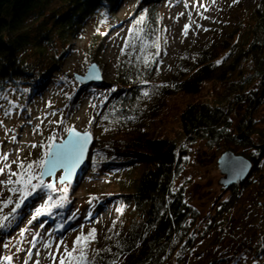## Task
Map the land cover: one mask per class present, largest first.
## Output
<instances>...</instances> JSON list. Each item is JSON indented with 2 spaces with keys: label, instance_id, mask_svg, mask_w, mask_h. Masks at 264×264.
Wrapping results in <instances>:
<instances>
[{
  "label": "trees",
  "instance_id": "16d2710c",
  "mask_svg": "<svg viewBox=\"0 0 264 264\" xmlns=\"http://www.w3.org/2000/svg\"><path fill=\"white\" fill-rule=\"evenodd\" d=\"M163 1L135 0L126 15L128 26L112 80L106 83V93L89 116L93 143L82 170H87L89 183L103 176L108 192L85 190L91 193L77 202L71 195L76 181L56 189H38L13 217L15 197L11 209L0 214V222L6 224L0 232L13 229L19 217L29 213L20 232L45 218L44 224L61 237L66 230L78 229L81 218L86 221L91 217H82L84 204L95 207L110 201V222L100 235L96 233L88 254L91 258L94 250L111 251L101 252L91 264H110L112 260L116 264H178L211 232L213 242L220 245L239 222L233 215L236 211L242 210L243 218L239 219L245 220L251 205L240 204L239 198L248 187L252 186L248 193L253 197L264 194V128L253 129L252 124V112L264 101V0H258L241 28L223 40L208 42L196 52L184 51L167 76L160 71L167 47L165 13L160 8ZM119 2L0 0V109L11 113L17 106L27 108L30 97L58 69L87 26L83 54L98 66L108 32L118 22L115 9ZM12 94L16 100L11 99ZM76 95L69 97L70 105L78 106ZM239 110H243L241 119L233 127L232 116ZM240 132L242 139L237 134ZM198 141L209 149L222 144L229 148L231 143L245 146L249 150L229 149L252 163L246 179L223 189H229V195L205 216L187 204L184 186H174L190 155L189 146ZM19 171L18 167L13 172ZM63 187L67 192L58 190ZM40 199L43 202L37 204L41 206H60L30 225L36 208L30 210ZM6 216L8 221H4ZM251 239L239 240L231 264L245 252L251 254L254 264L264 262V234ZM214 254L209 264H216Z\"/></svg>",
  "mask_w": 264,
  "mask_h": 264
},
{
  "label": "rangeland",
  "instance_id": "374dc122",
  "mask_svg": "<svg viewBox=\"0 0 264 264\" xmlns=\"http://www.w3.org/2000/svg\"><path fill=\"white\" fill-rule=\"evenodd\" d=\"M257 1L239 0V3H233V0H164L160 8L165 13L167 47L161 73L167 76L176 58L184 51L196 52L204 44L221 41L232 31L241 28ZM134 3L135 0H120L115 9L118 22L109 30L103 52L97 60L99 74L102 78L99 82H91L90 84L93 86L87 88L89 84L82 85L75 79V75L86 73L90 63L83 54L86 51L85 42L89 35V26H87V32L74 41L72 51L64 58L58 69H52L51 75L30 97L27 108L22 109L21 106H17L11 113L0 109V157L8 156L7 161L0 159V168H4L6 164L10 166L5 169V174L0 175V180H8V174L17 171L18 167L16 166L19 163L25 164V170H27L28 164H33L38 175L39 162L42 158L44 159V153L49 151L54 142L63 140L69 128H75L80 132L88 131L89 116L94 112L99 99L106 93V83L112 80L114 62L128 26V22L125 20L126 15L131 11ZM186 24L189 27L185 35L184 25ZM204 29H208V31ZM59 81L62 82L59 83ZM74 93L77 94L78 106L68 103L69 97ZM11 99L16 100L14 94L11 95ZM71 109V114H67V111ZM242 113L243 110H239L238 115L232 116L233 127L239 123ZM252 119L253 129L262 130L264 128V101L257 104L252 112ZM237 134L242 139L243 133ZM252 138L254 142H257L256 134ZM228 146L235 151L245 150V146L233 143ZM229 148L222 144L220 148L209 149L203 141L190 145V155L184 164L182 173L175 182L174 186L176 187L184 186L183 196L187 204L196 208L203 216L213 210V205L218 204L224 196H228L230 193L229 189L224 192V188L218 184L222 174L216 163L223 151L230 150L232 152ZM28 157L31 158L27 162ZM13 161L16 163H12ZM249 162L251 163V161ZM86 171H83L81 176L78 175L74 180L76 184L71 195L77 199V202L83 200L82 197L86 193H91L86 191L108 192L109 190L103 176L100 179H94L95 182L86 181ZM261 171L264 173V163L261 166ZM61 174V170H56L53 181L56 188L62 185L56 181ZM12 179L16 178L12 177ZM50 181V176L44 178L45 184L51 183ZM13 186L0 184V214L8 212L15 202V197L18 196L8 190ZM252 189V186L248 187L239 198L240 204L249 203L251 205L245 220L239 219V217L243 218L242 210L238 211V214L236 211L233 215L236 217V223L239 222L233 227L234 230L231 229L222 238L220 245L216 246V243L213 242L215 236L214 232H211L202 242L196 243V246L178 264H209L213 253L216 255V264H231L232 252L237 248L240 239H255L259 233L264 234V194L261 197H253L248 193ZM9 196L12 197L13 203L5 206ZM26 201H29V198ZM41 201L42 199L36 200L33 203L34 208L30 211L33 212L35 208L42 207V204H37ZM81 212L82 217L92 214L91 219L84 221L81 218L82 222L79 223L78 229H74L73 232L72 229L66 230L61 237L55 236L50 225L44 224L45 218H41L35 224H30L31 227L21 236L19 229L24 226V221L27 220L29 213L23 214L22 218L19 217V220L16 221L13 229L4 233L0 232V264H25L26 260L28 264H35L36 260H39V264H58L59 257L64 255L65 246L71 250L79 232L95 228L96 233L100 235L101 231H104L110 222L111 202L107 201L95 207L84 204ZM41 224L44 225L43 228L40 227ZM61 239L63 243H61ZM30 241L35 243V247H32ZM46 243L51 244V247H44ZM4 244H9V247L5 248ZM227 245L230 249L227 248ZM29 250L32 254L31 260L28 259ZM37 252L40 253L39 256L35 255ZM6 257H11V260H6ZM53 257H56L55 261ZM236 264H254V260L249 252H245Z\"/></svg>",
  "mask_w": 264,
  "mask_h": 264
},
{
  "label": "snow or ice",
  "instance_id": "6c2138e0",
  "mask_svg": "<svg viewBox=\"0 0 264 264\" xmlns=\"http://www.w3.org/2000/svg\"><path fill=\"white\" fill-rule=\"evenodd\" d=\"M233 3H239V0H233ZM183 15V14H181ZM143 17H141L142 21ZM141 21H138L140 23ZM188 25H184V34H187ZM208 31V29H204ZM130 33L132 30H129ZM129 41H125V45L127 46ZM123 52V49H122ZM159 51H157V55ZM217 63H221V61H217ZM145 96H148L149 93L145 92ZM91 123V121H90ZM90 133L85 131L83 134L76 132L74 130H70V138L67 142L57 146V151L53 152L51 150L44 153V159L39 162V174L37 175L34 170L33 164L27 165V170H25V166L21 163L18 165L21 171L19 172H10L8 180H0V184H9L14 185L13 187L9 188L8 190L13 194H18L17 202L15 206L11 209L12 216L14 217L17 210L21 208V206L25 203V201L33 196L38 189L48 188V189H56V186L52 183L45 184L44 177L45 176H52L57 168L63 169L64 174L60 177L61 182H66L71 179L73 170L82 162L85 150L89 143ZM5 161L8 160V156L4 155L0 157ZM12 163H16L13 161ZM9 165H5L4 168H0V175L5 174V169L9 168ZM12 177H17L15 180ZM35 181V183H33ZM61 192H67V187H63L58 189ZM52 198L49 197L48 200L50 201ZM63 197L61 198V202H63ZM13 200L12 197L9 196L6 201L7 204H12ZM60 204H49L46 203L40 208L35 209V214L32 217V220L29 221V224H32L33 221L37 220L44 214L51 215V209L59 207ZM45 208L48 209L47 213H45ZM91 219V217H88ZM9 217H4V221H8ZM6 224L4 222H0V228H4ZM41 228L44 227L43 224L40 225ZM61 230H63V224H61ZM26 229H22L20 235L23 236ZM39 235V233H37ZM96 238V229H91L87 235H78L76 240L73 242V248L68 250L65 246L64 255H61L59 258V264H91L92 260H95L97 257L100 256V253L103 251L110 252L111 249H97L94 250L93 256L89 257V249L88 245L94 241ZM83 242V243H82ZM61 243H63L61 239ZM32 247H35V243L30 241ZM79 245V247H77ZM5 248L9 247V244H4ZM44 247L50 248L51 244H45ZM59 248V245H57ZM78 253V255H77ZM39 256L40 253L37 252L35 254ZM179 255V254H178ZM6 260H11V257H6ZM28 259H32L31 251L29 250ZM56 257H53L55 261ZM25 264H28V261H25ZM35 264H39V260L35 261ZM110 264H116V260H112Z\"/></svg>",
  "mask_w": 264,
  "mask_h": 264
},
{
  "label": "water",
  "instance_id": "95a60500",
  "mask_svg": "<svg viewBox=\"0 0 264 264\" xmlns=\"http://www.w3.org/2000/svg\"><path fill=\"white\" fill-rule=\"evenodd\" d=\"M99 69L97 64H95V62L89 63V66L87 68V71L85 74L83 75H75V79L82 85H86L89 83H93V82H99L102 78L101 75L99 74ZM70 130H74L76 132H79L81 134H83L84 132H80L77 131L75 128H70L66 137L60 141V142H54L50 149L51 151L55 152L57 151V146L67 142L70 138ZM88 132V131H87ZM90 133V132H89ZM92 134L90 133V137H89V143L87 145V148L85 150V155L84 158L82 160V162L73 170L72 172V176L71 179L69 181L66 182H61L60 177L64 174L63 169L57 168L56 170H61L62 174L60 175V177L58 178L59 183H69L71 182V180H73L74 178H76L78 176V174L82 171L81 169H83L85 162H86V158L88 156V152H89V148L91 143H92ZM217 167L220 171V173L222 174L221 178L218 181V184H220L224 190L232 185H237L240 184L241 182H243L246 177L248 176V171H250V166L251 163L249 162V160H247L245 157L241 156V155H235L234 152H231L230 150H226L223 151V153L221 154V156L218 158L217 160ZM56 170L54 172V174L51 177V183H54V177H55V173ZM48 176H45L44 178H46Z\"/></svg>",
  "mask_w": 264,
  "mask_h": 264
},
{
  "label": "bare ground",
  "instance_id": "6f19581e",
  "mask_svg": "<svg viewBox=\"0 0 264 264\" xmlns=\"http://www.w3.org/2000/svg\"><path fill=\"white\" fill-rule=\"evenodd\" d=\"M196 13H198V11H196Z\"/></svg>",
  "mask_w": 264,
  "mask_h": 264
}]
</instances>
